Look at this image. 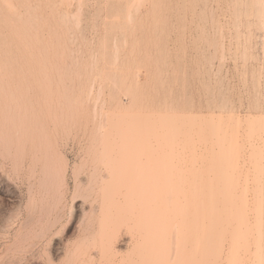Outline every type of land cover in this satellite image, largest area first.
<instances>
[{"label":"rangeland","instance_id":"1","mask_svg":"<svg viewBox=\"0 0 264 264\" xmlns=\"http://www.w3.org/2000/svg\"><path fill=\"white\" fill-rule=\"evenodd\" d=\"M0 264H264V0H0Z\"/></svg>","mask_w":264,"mask_h":264},{"label":"bare ground","instance_id":"2","mask_svg":"<svg viewBox=\"0 0 264 264\" xmlns=\"http://www.w3.org/2000/svg\"><path fill=\"white\" fill-rule=\"evenodd\" d=\"M93 167H94V166H93ZM98 168H99V167H98ZM105 171H106V170H105ZM104 174H105V173H104ZM91 180H92V179H91ZM95 181H96V180H95ZM89 182H90V181H89ZM132 182H133V181H132ZM89 184H90V183H89ZM140 184H141V183H140ZM169 192H170V191H169ZM50 233H51V232H50ZM50 233H49V234H50ZM41 235H42V234H41ZM39 236H40V235H39ZM42 236H43V235H42ZM42 236H41V237H42ZM88 239H89V237H88ZM89 240H90V239H89Z\"/></svg>","mask_w":264,"mask_h":264}]
</instances>
